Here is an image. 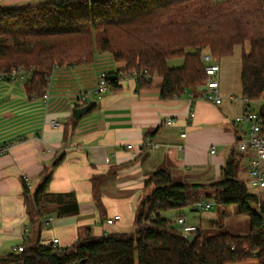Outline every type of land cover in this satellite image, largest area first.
Here are the masks:
<instances>
[{"label": "trees", "instance_id": "trees-1", "mask_svg": "<svg viewBox=\"0 0 264 264\" xmlns=\"http://www.w3.org/2000/svg\"><path fill=\"white\" fill-rule=\"evenodd\" d=\"M238 46L241 94L250 103L262 102L257 115L264 133V0H62L0 7V72L18 66L30 71L23 86L35 99L55 68L88 66L95 55L107 54L117 64L110 73L116 77L109 82L112 89H119L121 77L133 78L137 90L159 77L161 100L187 95L194 101L206 80L203 53L216 62ZM176 59L181 64L169 66ZM240 160L231 152L221 180L209 185L176 183L167 169H158L144 182L153 189L136 207L132 233L88 236L59 248L41 241L46 217L75 216L79 205L73 192H48L58 158L33 193L22 180L29 238L22 252L0 256V264H232L251 259L264 264V200L249 193L239 178ZM99 182V177L92 179L97 204ZM209 199L235 206L248 218V232L206 237L198 228L188 240L161 216Z\"/></svg>", "mask_w": 264, "mask_h": 264}, {"label": "crops", "instance_id": "crops-1", "mask_svg": "<svg viewBox=\"0 0 264 264\" xmlns=\"http://www.w3.org/2000/svg\"><path fill=\"white\" fill-rule=\"evenodd\" d=\"M60 1L0 0V7H37ZM116 69L107 54L95 55L88 66L55 68L47 106L40 98H29L22 82L0 83V99H4L0 103V145H11L0 156V256L26 246L29 238L22 180L33 193L58 158L48 192H73L79 205L75 216L46 217L51 222L45 224L41 241L57 239L59 248L88 236L132 233L136 207L149 188L144 182L158 169H167L176 183L209 185L221 180V169L234 152L241 156L240 171L246 173L251 153L236 150L237 141L246 133V125L235 122L239 111L233 103L237 100L228 102L232 96L222 97L225 103L219 105L200 98L191 102L187 95L161 100L159 77L143 90L136 89L133 78L122 77L117 80L119 89L109 86L106 93L92 95L98 72ZM79 92L94 104L74 120L71 112ZM190 109L194 117L188 120ZM240 109L242 113V103ZM169 119L172 125L166 124ZM50 121H58L59 127H50ZM145 140L157 146L136 150V154L125 148L128 144L137 148ZM95 177L100 178L99 204L93 195ZM114 216L120 219L107 225L106 220ZM48 226L51 229L45 230ZM248 261L257 264L254 259Z\"/></svg>", "mask_w": 264, "mask_h": 264}, {"label": "built area", "instance_id": "built-area-1", "mask_svg": "<svg viewBox=\"0 0 264 264\" xmlns=\"http://www.w3.org/2000/svg\"><path fill=\"white\" fill-rule=\"evenodd\" d=\"M202 61L205 63L204 73L206 75V80L203 84L202 96L200 99L211 101L215 105H219L222 103L223 99L219 93V82H218V73L219 66L212 62L210 55L208 53H203ZM114 72V71H113ZM112 73V72H111ZM30 71H26L23 67H13L8 71L0 72V83H16L22 82L24 83L26 79L30 77ZM110 73H107L104 70H100L97 75L96 83L91 91V94L94 96H100L108 91L109 82L108 76ZM113 76V74H112ZM122 78V77H121ZM47 88L44 91L43 95L40 97V101L43 106H47L48 100L50 98V92L53 82V71L46 76ZM87 96L84 93H78L74 96V108H81L87 104ZM192 102V97L188 96ZM237 100L234 97H228L227 101L232 102ZM242 103V113L239 117L235 119L237 124H246V133L241 136L239 141L236 143V150L239 154H246L248 152L251 153V158L249 160V165L246 170L247 174V188L255 190L257 192L264 189V133H261V128L258 121L257 112L250 110L251 103L242 97L240 99ZM194 117V112L190 109L188 113V120H191ZM167 125H172L173 121L171 119L166 121ZM49 126L52 128H58V121H50ZM181 138L185 137V134L180 135ZM157 145L145 140L141 145L137 148L133 145H126V149L129 151H133L136 154V150L141 151L143 148H154ZM11 145L1 144L0 145V156L8 153ZM212 153L214 150L211 151ZM109 159H105L108 162ZM211 206L209 204L204 203V201L198 202L191 208L192 210L203 209L209 210ZM120 216H114L112 219L106 220L107 225H112L114 221L119 220ZM51 219H48L46 224H49ZM176 224L178 225L177 230L183 235L186 236L188 234H193L197 231V227L193 225H189L186 223V219L184 216L178 217L176 220ZM52 244L57 245V239H53ZM14 252H22L23 246L15 247Z\"/></svg>", "mask_w": 264, "mask_h": 264}, {"label": "rangeland", "instance_id": "rangeland-1", "mask_svg": "<svg viewBox=\"0 0 264 264\" xmlns=\"http://www.w3.org/2000/svg\"><path fill=\"white\" fill-rule=\"evenodd\" d=\"M244 50L248 51V43H245L243 46ZM240 56H241V47L238 46L234 49L233 54L229 57L222 58L219 61L214 62L220 68L218 73V82H219V91L220 96L225 98L232 96L237 99L233 104L236 107V111H239V116L241 115V87H240ZM181 64L180 59L173 60L169 62V66H179ZM11 84L13 83H4ZM222 103H225L222 101ZM261 101L251 103L250 110L258 112ZM225 105V104H224ZM246 125V124H245ZM243 125V128L245 127ZM239 178L247 184V174L243 171H240ZM152 186L149 185V188L146 191L148 195L151 191ZM248 192L256 195L257 197L264 200V189L257 192L248 188ZM204 203L209 204L211 208L209 210L197 209L192 210L191 208H182L178 210H166L161 212V216L172 222L174 228H178L176 220L179 216L184 215L187 219V223H192L198 228L201 229L203 235L213 236L221 233H228L232 235H243L248 232L249 221L248 218L244 215H241L237 212L235 206H221L216 204L212 199L205 200ZM52 216V215H51ZM53 220L56 218L52 216ZM51 229V226L45 227V230ZM232 264H255L253 261L232 263Z\"/></svg>", "mask_w": 264, "mask_h": 264}, {"label": "water", "instance_id": "water-1", "mask_svg": "<svg viewBox=\"0 0 264 264\" xmlns=\"http://www.w3.org/2000/svg\"><path fill=\"white\" fill-rule=\"evenodd\" d=\"M108 79L110 81H112V80H115L116 77L110 75V76H108ZM3 100L4 99H0V103L3 102ZM93 104H94L93 102H88L85 106H83L81 108H73L72 112H71L73 119L74 120L80 119L84 114L88 113L91 110V108L93 107ZM185 238L188 239V240H192L193 239V235L192 234H188V235L185 236Z\"/></svg>", "mask_w": 264, "mask_h": 264}]
</instances>
